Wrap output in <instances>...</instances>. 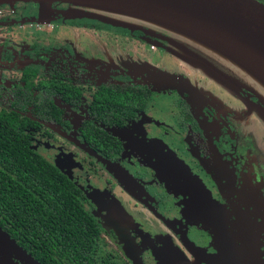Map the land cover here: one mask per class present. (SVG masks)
I'll use <instances>...</instances> for the list:
<instances>
[{
  "label": "flooded vegetation",
  "instance_id": "flooded-vegetation-1",
  "mask_svg": "<svg viewBox=\"0 0 264 264\" xmlns=\"http://www.w3.org/2000/svg\"><path fill=\"white\" fill-rule=\"evenodd\" d=\"M69 9L0 5V114H17L30 149L84 198L98 235L89 264H214L220 244L213 226L197 221L191 197L166 188L140 152L159 141L202 182L229 227L238 216L264 224L263 96L250 81L230 75L232 84L222 86L188 68L169 48L177 42L64 15ZM201 50L198 59L225 71ZM153 80L163 87L154 90ZM16 236L0 224V264H52ZM260 240L264 253L261 233ZM42 250L55 251L48 244ZM57 264L83 263L57 257Z\"/></svg>",
  "mask_w": 264,
  "mask_h": 264
},
{
  "label": "water",
  "instance_id": "water-1",
  "mask_svg": "<svg viewBox=\"0 0 264 264\" xmlns=\"http://www.w3.org/2000/svg\"><path fill=\"white\" fill-rule=\"evenodd\" d=\"M18 2L38 4L44 10L49 9L53 3H63L73 6L64 13L67 16L94 18L87 13L88 10H94L172 30L194 43L217 51L231 64L251 72L260 82L259 84L264 86V70L253 63L235 59L241 57L238 54L220 45L216 46L206 39L202 40L196 33L180 26L157 24L159 22L153 23L154 21L150 22L151 20L147 22L125 16L126 14L122 12L130 9L159 16L170 14L230 43H241L264 58V5L256 0H0V5H12ZM167 82L178 91L182 90L180 86L174 85L176 82L173 80L166 78ZM260 113L264 119V111L261 110ZM143 153L149 162H158H154L151 166L158 171V177L165 183L166 188L174 193L191 197L190 207L193 215L198 217L197 221L213 226L220 244V253L214 264H264L258 228L253 222H245L241 216H238L235 227L230 226V228L229 223L223 218L224 214L206 192L202 182L181 160L153 143L146 145ZM107 165L127 186L135 187V182L125 172ZM30 263L35 264L33 261Z\"/></svg>",
  "mask_w": 264,
  "mask_h": 264
},
{
  "label": "trees",
  "instance_id": "trees-1",
  "mask_svg": "<svg viewBox=\"0 0 264 264\" xmlns=\"http://www.w3.org/2000/svg\"><path fill=\"white\" fill-rule=\"evenodd\" d=\"M132 114L126 112L127 116ZM15 113L0 114V224L22 244L33 242L34 256L57 264V257L89 264L97 229L85 212L77 187L30 149ZM54 246L52 255L42 247Z\"/></svg>",
  "mask_w": 264,
  "mask_h": 264
},
{
  "label": "rangeland",
  "instance_id": "rangeland-1",
  "mask_svg": "<svg viewBox=\"0 0 264 264\" xmlns=\"http://www.w3.org/2000/svg\"><path fill=\"white\" fill-rule=\"evenodd\" d=\"M60 4L68 6L69 8L73 7V6H70L68 4H63V3H60ZM87 13L94 17L93 20L100 22V23H104L105 25H110L114 28H120V29H125V30L127 29V30H131V31H135L137 29H140V30H142V32L145 35H147L150 38H152V39H154L160 43H163V44L168 42V41L177 42V43H175L176 45H174V46L171 44V47H169V48L172 51H176L177 56L176 55L175 56L178 59H180L181 61H183L187 65L188 68L196 69L198 71L207 73L211 78H213L215 81H217L222 86H224L223 81H226V82L231 81L230 75H232L235 78L236 82H241V83L246 82L247 83V81H250L251 84L256 88V90L260 91L261 95L264 98V86H262V84H259L260 82L255 78V76L251 72H249L248 70L243 69L239 66H236L233 63L231 64V62L228 59L224 58L223 56H220L219 53H217V51H214L213 49H210L209 47H204L203 45H201L199 43H195L198 45V47L195 48L196 51H198V49H200V50L202 49L203 52L205 53V55L211 56V57H208L206 59V61H208L209 63H211V62L217 63V61H219L220 62L219 65L222 66V68L225 71L218 69L215 65H210V64L207 65V64H205V62L198 59V57L199 58H201V57L195 53V50H192L191 48H187L186 46L181 45V43H178L181 39L187 40V41H190V40L183 35H180L176 32H173L172 30H166L163 27L160 28L157 26H153L151 24L141 23L138 21L127 19L123 16H119L116 14L113 15V14H108V13H101V12H96L94 10H88ZM98 34H101V32L99 31ZM164 46H166V45H164ZM205 55L203 54L204 57H205ZM231 71H233V72H231ZM180 76L183 77L184 74L181 73L179 75V77ZM171 77H173V76H171ZM245 80H247V81H245ZM229 84L231 85L232 83L229 82ZM152 85H153L154 90H159L161 87H163L161 80H159V81L153 80ZM241 107H243V106H241ZM262 111H264V110L262 109ZM257 115L260 116V119L264 124V119H263L262 114L257 113ZM149 143H151V144L153 143L156 145L160 144V142L157 140L149 142ZM129 146L131 149L130 153L132 151L136 152V153L138 152L137 151L138 146H139L138 144L134 143L133 145H129ZM133 152L131 153L132 155H133ZM140 154L143 157V159H145V161H146L147 160L146 155L143 152H140ZM155 162H157V161H155ZM153 164H154V162L152 163V165ZM150 167L153 168L152 166H150ZM153 169H155V168H153ZM157 174H158V171H157ZM94 195L97 197V195L95 193L92 196L95 197ZM92 196L88 195V197L90 199H92ZM195 217L198 220V217L196 215H195ZM258 217H260V215ZM207 220H208V217H207ZM230 226L235 227V223H231ZM256 227L258 228L259 236H260V233L262 234V236H264V224H263V222L259 223L258 225L256 224ZM234 232H235V230H234ZM240 245H241V243H240ZM261 250H262V247H261Z\"/></svg>",
  "mask_w": 264,
  "mask_h": 264
},
{
  "label": "bare ground",
  "instance_id": "bare-ground-1",
  "mask_svg": "<svg viewBox=\"0 0 264 264\" xmlns=\"http://www.w3.org/2000/svg\"><path fill=\"white\" fill-rule=\"evenodd\" d=\"M122 12L126 14L125 16L137 18V19L144 20L147 22H149L148 20H151L150 22L154 21L153 23L159 22L157 24L166 23V24H173V25L180 26L181 28L187 31L196 33V35L202 40L206 39L208 41H211L212 44L216 46L220 45L226 48L227 50L232 51L238 54L239 56H241V57H236L235 59L237 60L242 59L243 62L245 61L248 63H253L259 68L264 70V58L258 55L257 53H255L254 51H252L251 49L247 48L243 44L236 43V42L230 43L221 37L210 34L209 32L203 30L202 28L187 24L188 22L181 21L180 19H178L177 17L173 15L167 14V15L159 16L155 14L142 13V12L134 11L130 9L122 10Z\"/></svg>",
  "mask_w": 264,
  "mask_h": 264
}]
</instances>
